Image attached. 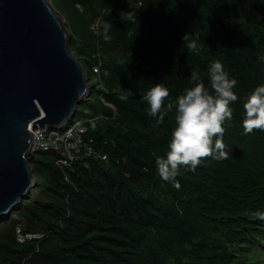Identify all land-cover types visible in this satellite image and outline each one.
I'll return each mask as SVG.
<instances>
[{"label": "trees", "instance_id": "obj_1", "mask_svg": "<svg viewBox=\"0 0 264 264\" xmlns=\"http://www.w3.org/2000/svg\"><path fill=\"white\" fill-rule=\"evenodd\" d=\"M62 1L92 96L59 131L80 122L89 149L67 165L34 154L37 188L0 222V264H252L264 251V131L242 121L264 84V0ZM215 61L237 82L229 158L182 168L177 189L155 165L176 127L166 105L196 83L211 92ZM157 83L170 91L166 121L142 101Z\"/></svg>", "mask_w": 264, "mask_h": 264}, {"label": "water", "instance_id": "obj_2", "mask_svg": "<svg viewBox=\"0 0 264 264\" xmlns=\"http://www.w3.org/2000/svg\"><path fill=\"white\" fill-rule=\"evenodd\" d=\"M71 41L48 0H0V222L37 188L33 133L61 130L92 96Z\"/></svg>", "mask_w": 264, "mask_h": 264}, {"label": "clouds", "instance_id": "obj_3", "mask_svg": "<svg viewBox=\"0 0 264 264\" xmlns=\"http://www.w3.org/2000/svg\"><path fill=\"white\" fill-rule=\"evenodd\" d=\"M128 19L132 20L133 17L129 15ZM188 48L197 51V44L193 41L188 44ZM190 76L193 81L199 80L195 70L191 71ZM209 84L211 92L202 82L196 83L166 105L168 110L175 107L176 127L171 133L165 156L157 157L155 165L160 179L172 183L177 189L180 188L177 177L182 168L187 172H195L204 158L212 157L218 161L229 158L224 143V123L233 117L230 105L238 101L233 91L237 82L229 77L219 61H215L209 67ZM169 96V89L157 83L147 91L142 101L147 104L151 116L163 120L166 112L162 109ZM243 107L245 117L242 126L245 134L253 133L254 130L264 131V84L252 91ZM258 215L264 219V213Z\"/></svg>", "mask_w": 264, "mask_h": 264}, {"label": "built area", "instance_id": "obj_4", "mask_svg": "<svg viewBox=\"0 0 264 264\" xmlns=\"http://www.w3.org/2000/svg\"><path fill=\"white\" fill-rule=\"evenodd\" d=\"M85 134V130L80 122H74L66 131H53L47 133L42 130H38L33 133V147L37 149L34 153L40 151L55 150L60 154V163L67 165L74 159H77L80 155L83 140L82 137ZM84 145V144H83ZM88 150L86 145H84ZM33 150V148H32ZM87 152V155H90Z\"/></svg>", "mask_w": 264, "mask_h": 264}, {"label": "rangeland", "instance_id": "obj_5", "mask_svg": "<svg viewBox=\"0 0 264 264\" xmlns=\"http://www.w3.org/2000/svg\"><path fill=\"white\" fill-rule=\"evenodd\" d=\"M48 1L51 4V6L54 8V10L56 11V13L60 16V18L62 19V21L64 22V24H65L66 23L65 19L66 20H69V15L64 12V9H63V6H62V2L63 1L62 0H59V1L58 0H48ZM58 12L60 14H62V16ZM72 25L73 26H78L79 24L78 23L77 24H75V23L73 24L72 23ZM70 31H69V33L71 35V32ZM93 83H95V79H93ZM36 151H37V149H35V147H33L32 153L34 154ZM38 156H40V155H38ZM257 252H260V253H257V254L254 253L253 256H252V258H251L252 262H250V263H252V264H264V253H262L264 251H257ZM247 264H249V263H247Z\"/></svg>", "mask_w": 264, "mask_h": 264}]
</instances>
